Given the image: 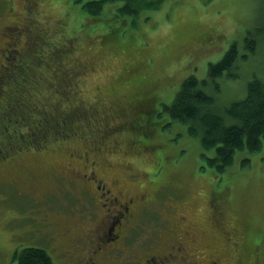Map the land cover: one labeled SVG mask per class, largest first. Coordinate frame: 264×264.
<instances>
[{
	"label": "rangeland",
	"instance_id": "obj_1",
	"mask_svg": "<svg viewBox=\"0 0 264 264\" xmlns=\"http://www.w3.org/2000/svg\"><path fill=\"white\" fill-rule=\"evenodd\" d=\"M12 1L11 10L0 7V31L3 25L17 28L26 23L22 17L27 0ZM34 1L29 16L43 36L52 41L46 52L41 51L36 70L31 72L25 67L23 75L24 62L13 49L27 54L28 40L24 37L30 33L29 29H21V37H12L11 32H7L9 40L3 36L0 107L6 105V94L14 85L23 93L24 83H29L25 102L28 99L30 103L45 104L46 110L54 111L63 103L62 99L57 102L62 90L56 83L47 91L50 85L41 78L49 73L47 78L51 81L57 73L66 74L64 78L74 89L72 102L95 106L107 114L99 125L106 129L100 134L104 146L99 154L89 150L90 160L98 158L105 163L104 158L117 172L124 169L126 190L148 183V187L158 189L151 206L153 210H164L160 213L164 219L172 220L176 216L174 211H186L190 220L201 223L204 217L212 216L210 211L214 207L223 223L233 226L236 247L231 243L219 247L218 242L214 246L229 250L232 263L246 259L249 264H264V141L257 153L246 157L249 159L246 168L239 167L244 156L237 154L234 165L218 176L201 157V154L212 157L214 150L202 152L198 139L188 136L186 126L172 121L163 111V106L172 103L184 79L190 75L199 81L206 79L210 63L218 62L233 43L238 53L244 54L243 38L248 32L255 33L259 45L254 55L243 61L238 59V77L223 74L216 85L204 87L214 99V111L229 122L225 108L245 98L247 84L254 77L264 82V43H261L264 0H163L156 10L142 11L135 25L117 14L116 5L106 6L102 19L94 21L74 0ZM6 44L12 54L5 50ZM55 46L63 47L57 55ZM47 64L56 70L48 72ZM47 115L45 112L46 119L52 118ZM3 116L0 117V264H15L9 262L10 255L31 246L45 250L55 264H84L91 251L76 245L85 243L83 231L92 227L99 216L91 218L87 225L86 217L82 216L84 195L76 185L71 187L55 177L62 178L60 171L71 164L80 169L81 159L71 160L69 155L87 150L88 140L91 142L96 136L58 139L47 132L48 125L43 127V134H35L29 131L32 117L23 116L26 119L22 117L17 129L25 128L28 133L23 132L14 140L11 127L16 116L12 111ZM58 126L56 122L53 124L54 129ZM20 141H34L40 147L36 150L20 147ZM62 179L68 181L66 177ZM151 226L145 219L141 222L142 231L138 232L149 233ZM45 234L52 240L44 238ZM135 238L140 240L139 236ZM98 243L93 249L100 252ZM73 244L75 247H71ZM135 253L138 257L137 250Z\"/></svg>",
	"mask_w": 264,
	"mask_h": 264
},
{
	"label": "trees",
	"instance_id": "obj_2",
	"mask_svg": "<svg viewBox=\"0 0 264 264\" xmlns=\"http://www.w3.org/2000/svg\"><path fill=\"white\" fill-rule=\"evenodd\" d=\"M162 1L163 0H74L73 3L75 5L80 4L84 13L88 14L94 21H100L102 19L106 6L116 5L117 14L127 19L130 25H135L136 18L142 11L156 10L160 7ZM0 2L2 4L0 7H2L3 10L4 7H6L5 11L11 10L13 6L12 0H0ZM35 4L36 2L34 0L26 1V9L22 18L24 19L27 17L30 21L26 22L23 27H20L22 30L27 28L30 32L26 35V41H29V58L27 57L25 60H22L24 62L21 71L23 75L26 73L24 70L25 67L31 69V72L36 70L35 67L40 65L41 62V51L46 52L52 41V39L48 41L46 37H44V44L29 40V38L32 39L31 37L35 35L34 30L35 27L38 26L35 24L36 21L30 18V13H27V9L29 7H33L34 9ZM262 10L264 15V7ZM4 26L5 25H3V27ZM38 29L40 28L38 27ZM257 33L262 35L259 31ZM243 40L246 49L244 54L238 53L236 43L231 44L218 62L208 65L206 79L199 81L194 75H190L181 83L172 103L163 106V111L169 114L172 121L186 126L187 134L190 138L198 139L202 152L214 150V155L212 157H208L205 154H201V157L206 161L208 167L214 169V172L218 176H221L227 169L234 165L237 154H242L244 156V158H241L239 161V167L241 169L246 168L249 163V159L246 157L257 153L264 141V82L261 79L254 77L250 80L247 84L245 98L240 101H234L225 108V114L229 118V122L226 121V117L214 111L212 108L214 99L207 94L204 89V87L209 84L216 85V80L223 74L232 78L238 77L236 73L237 66L239 67V62H237L238 59L239 61L248 59V55H254L257 45H259L255 33L251 34V32H248ZM0 41H2L1 43L4 42L3 40ZM261 43H264L263 38ZM55 49V55H57L63 50V47L55 46ZM24 55L25 54H22L23 57ZM49 64H47L48 68L46 70L48 72L49 69L55 71L56 68L50 67ZM65 75H58L57 73L55 79L51 81H48L49 78H47L49 73L47 77L41 78L42 80H46L47 86L50 85L47 91L53 87L52 85H56V83V87H60V90H62L61 98L57 102H60L62 99L63 103L60 104V109L57 108L56 110L54 109V111L46 110L45 107L47 105L45 104L30 103L31 101L27 102L28 99L25 102V97L28 98L27 96L29 95L26 92L29 83H24L26 87L25 92L24 90L22 91L23 93L19 91L17 85H14L13 88L9 90L5 97V99H7L6 105L2 108L0 107V117L4 115L3 118H5L6 114L10 111L16 116V123L11 127L12 139H17L23 132V135L28 133V130L25 128L20 131L17 129V125L26 116L32 117L30 120L32 128L29 131H34L35 134L40 131L44 133L43 127L48 125L50 129L47 131H51V137L55 136L58 139H65L64 137H75L79 139L95 135V130L90 131L88 127L90 124L92 125L94 121L92 118L94 117V119L99 122L97 124L100 125L101 122L105 121L107 114L101 112L95 106L86 107L72 102L70 96L74 89L70 87L67 79L64 78ZM51 77L54 78V76ZM62 81L65 85L62 84ZM33 82H35L34 78ZM16 94L17 98L15 99ZM64 98H67V100L64 101ZM151 99H154V97ZM45 112L52 118L46 119ZM86 114H88V116H86ZM104 114H106V116ZM55 122L59 125L57 129L53 127ZM96 127L100 129L105 128ZM96 127L94 128L96 129ZM5 129L4 131H6ZM97 132H99V134H97ZM1 133L2 130L0 129V135ZM100 134H102V132L96 130L95 140L91 142L88 140V148L94 149L97 143V148L100 149L97 154L102 151L105 141ZM100 139H103L101 144L98 143V141H101ZM19 145L20 147L26 146L29 149L34 148L35 150L40 147V145L34 141L23 143L20 141ZM88 148L87 150H89ZM150 183L155 184L154 182ZM148 184H144L145 187H148ZM204 218L206 224L208 220H211V215ZM9 262H15V264H55L52 257L45 250L33 246L24 248L20 253L15 252L12 258L9 259Z\"/></svg>",
	"mask_w": 264,
	"mask_h": 264
},
{
	"label": "flooded vegetation",
	"instance_id": "obj_3",
	"mask_svg": "<svg viewBox=\"0 0 264 264\" xmlns=\"http://www.w3.org/2000/svg\"><path fill=\"white\" fill-rule=\"evenodd\" d=\"M0 5H2L1 2ZM27 10V13H31L33 7ZM24 19L26 22L30 21L27 17ZM34 31L35 35H31L32 39L29 38V40L44 44L41 30L35 27ZM7 32H11V36L15 38L22 36L20 27L14 28L6 25L0 31V40L4 37L9 40ZM27 43L29 48V41ZM6 45L5 50L8 54H12L9 52L11 49H8V44ZM13 51L19 55L21 60L29 58L28 51L24 57L20 56L22 53L18 49L14 48ZM2 52L3 49L0 47V56ZM92 119L94 120L92 125L88 126L90 131L99 126L97 124L99 122L94 117ZM96 130L106 132L105 128L96 127L94 136H96ZM40 133L43 134L42 131ZM100 140L99 144L103 142V139ZM88 149L95 154L100 150L97 148V143L94 149ZM89 150L77 151L69 155L71 160L81 159L79 161L81 168L77 169L69 163L71 165L67 169L60 171L62 178L66 177L68 181L58 175L55 177L56 180L68 183L71 187L76 185L84 195L86 203L82 216L86 217L87 225L91 218L99 216L92 223V227L89 229L87 227L83 231L82 238H85V243L81 241L76 245V247H85L86 251H91L90 256L84 260V264H249L246 259L232 263L233 257L229 250L218 249L214 246L217 242L219 247L222 244L227 246L231 243L235 248L236 243L233 242V237L235 238L233 226L228 227L227 222L225 225L220 218V213L215 212L213 206L211 220H208L206 224L205 220H201V223L197 220H190L186 211H174L176 216L172 220L164 219L160 214L164 213V210H153L151 206L156 201L158 189L141 184L136 188L126 190L123 184V176L126 173L124 169L119 170L120 173L117 172L104 158L102 159L105 163L97 158L90 160ZM131 178L128 176L127 179ZM97 210L99 213L96 212ZM145 219L152 223V230L149 233L140 234L138 229L142 231L141 222ZM220 227L227 228V230L224 231ZM137 236L140 237L139 241L135 240ZM44 238L52 240L50 236L47 237V234ZM97 241H100L98 243V249H102L100 252L93 249ZM104 246H110V248L103 249ZM71 247H75V244ZM23 249L15 250L10 255V259L15 252L20 253ZM136 250L138 257H136ZM142 251H145L143 256L139 254ZM106 259L111 260L105 262Z\"/></svg>",
	"mask_w": 264,
	"mask_h": 264
}]
</instances>
